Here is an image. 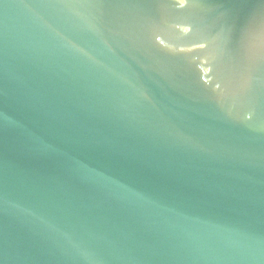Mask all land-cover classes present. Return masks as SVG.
Segmentation results:
<instances>
[{"label": "water", "instance_id": "1", "mask_svg": "<svg viewBox=\"0 0 264 264\" xmlns=\"http://www.w3.org/2000/svg\"><path fill=\"white\" fill-rule=\"evenodd\" d=\"M0 264H264V0H0Z\"/></svg>", "mask_w": 264, "mask_h": 264}]
</instances>
